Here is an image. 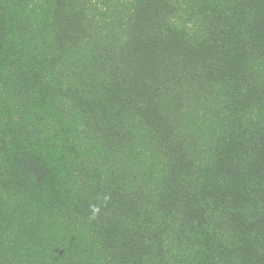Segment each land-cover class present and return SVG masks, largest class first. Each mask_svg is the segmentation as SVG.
<instances>
[{
  "label": "trees",
  "instance_id": "16d2710c",
  "mask_svg": "<svg viewBox=\"0 0 264 264\" xmlns=\"http://www.w3.org/2000/svg\"><path fill=\"white\" fill-rule=\"evenodd\" d=\"M0 264H264V0H0Z\"/></svg>",
  "mask_w": 264,
  "mask_h": 264
}]
</instances>
